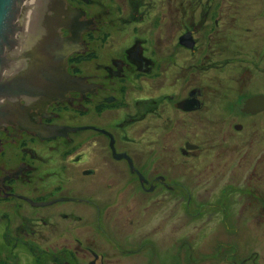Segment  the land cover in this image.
Listing matches in <instances>:
<instances>
[{
	"label": "flooded vegetation",
	"instance_id": "1",
	"mask_svg": "<svg viewBox=\"0 0 264 264\" xmlns=\"http://www.w3.org/2000/svg\"><path fill=\"white\" fill-rule=\"evenodd\" d=\"M66 1L78 41L0 121V258L264 264V5L231 57L218 0Z\"/></svg>",
	"mask_w": 264,
	"mask_h": 264
},
{
	"label": "water",
	"instance_id": "2",
	"mask_svg": "<svg viewBox=\"0 0 264 264\" xmlns=\"http://www.w3.org/2000/svg\"><path fill=\"white\" fill-rule=\"evenodd\" d=\"M75 13L66 0H0V121L15 120L22 115L19 97L37 96L35 91L31 94L27 90V83L40 80L39 90L45 93L50 88L48 83L55 81L46 78L47 70H58L54 67L57 61L64 62V56L72 51L79 38L76 32L81 22L75 21L78 18ZM60 28L72 34L64 37ZM26 58L30 63L25 62ZM47 65L52 68L48 69ZM30 73H35L32 81L26 77ZM62 78L65 75H59ZM186 100L180 106L186 105ZM263 103L264 98H252L245 105Z\"/></svg>",
	"mask_w": 264,
	"mask_h": 264
},
{
	"label": "rangeland",
	"instance_id": "3",
	"mask_svg": "<svg viewBox=\"0 0 264 264\" xmlns=\"http://www.w3.org/2000/svg\"><path fill=\"white\" fill-rule=\"evenodd\" d=\"M78 1V0H77ZM109 3H112V1H116V0H103ZM217 1V0H216ZM218 3H220V10H222V12L225 14L223 15L224 18H222V23L225 26L221 32H219V37H220V43L222 42V48H224L226 50V53H228V55H231V57H233L234 55L237 56L238 55V50L240 52L239 56L244 57L245 53L246 55H248V53H252L253 55L255 54V51H257L258 49L261 48L260 44L255 46L257 50H253V49H249V51H247V49H245L244 46V42L242 40L234 39V32L236 31L235 27L231 28L232 26H234L233 24L237 21L240 22V24H238L239 28L241 31L244 32V27H248L246 24L248 22H250V20L252 18L258 17L257 13L258 11H255V8H259L260 5H264V1L263 0H227V1H222V0H218ZM225 3V4H224ZM250 6V7H249ZM247 7V8H246ZM249 7V10H248ZM233 8H235V13H237L238 18L235 20L234 17H231L230 14H226L225 12L227 11H231ZM231 13V12H230ZM244 16V17H243ZM256 20V19H255ZM259 20H263V18H259ZM257 20V21H259ZM211 22V20H209L208 23L209 24ZM249 25V24H248ZM250 25H252L250 23ZM255 31H257V29H255L254 31L252 30V35L253 36H258L261 35L263 36L261 33L262 28L260 27V32L258 33V35L255 33ZM233 35V36H232ZM241 37V36H238ZM245 36H242L241 38H244ZM261 40V39H259ZM220 46H218L220 48ZM242 51V52H241ZM231 61L236 60L235 58H231ZM231 64V63H230ZM233 65V64H232ZM228 94L223 93L220 94L218 96H213L212 97V101L209 102H216V104H220L223 105V107H228L226 105H229V99L233 98V99H238V97H235L232 93H229L227 91ZM257 98V97H255ZM252 99V98H251ZM249 99V100H251ZM247 100V101H249ZM246 101V102H247ZM244 102V104L246 103ZM241 102H239V106H241L240 104ZM7 258V257H6ZM6 258H0V261L2 262V264L6 263ZM21 264H24L22 262H26L25 258H19V260ZM9 263V261H7ZM32 264H35L34 262Z\"/></svg>",
	"mask_w": 264,
	"mask_h": 264
}]
</instances>
